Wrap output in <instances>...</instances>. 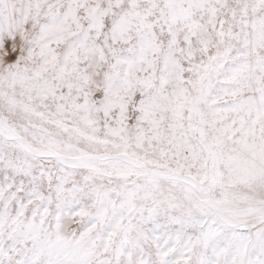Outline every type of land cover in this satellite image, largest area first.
Segmentation results:
<instances>
[{"label":"snow or ice","instance_id":"1","mask_svg":"<svg viewBox=\"0 0 264 264\" xmlns=\"http://www.w3.org/2000/svg\"><path fill=\"white\" fill-rule=\"evenodd\" d=\"M0 264H264V0H0Z\"/></svg>","mask_w":264,"mask_h":264}]
</instances>
